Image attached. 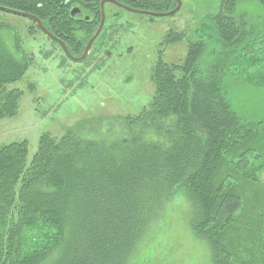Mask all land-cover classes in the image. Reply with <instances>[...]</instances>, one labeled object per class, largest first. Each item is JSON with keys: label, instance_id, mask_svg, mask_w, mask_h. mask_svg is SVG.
Returning <instances> with one entry per match:
<instances>
[{"label": "trees", "instance_id": "obj_1", "mask_svg": "<svg viewBox=\"0 0 264 264\" xmlns=\"http://www.w3.org/2000/svg\"><path fill=\"white\" fill-rule=\"evenodd\" d=\"M101 1L0 0V7L37 18L79 57L92 31L78 42L70 32L79 22L70 11L81 7L97 24ZM114 1L152 13L176 6L174 0ZM237 2L221 0L208 19L210 38L223 52L206 68L207 45L193 40L183 62L159 59L152 68L154 96L137 116L98 118L60 138L43 134L29 161L25 141L0 147V264H131L151 223L182 188L190 193V230L208 245L210 264H250L230 253L226 236L243 209L240 180L255 182L264 171L257 152L264 124L240 122L214 72L229 60L251 62L244 55L264 45V26L256 31L249 18L235 16ZM184 38L170 31L160 45ZM257 61L264 66V47ZM31 63L17 36L9 46L0 41V120L16 115L22 92L7 86ZM22 228L31 231L29 249ZM256 246L251 255L257 259L264 255V237Z\"/></svg>", "mask_w": 264, "mask_h": 264}, {"label": "rangeland", "instance_id": "obj_2", "mask_svg": "<svg viewBox=\"0 0 264 264\" xmlns=\"http://www.w3.org/2000/svg\"><path fill=\"white\" fill-rule=\"evenodd\" d=\"M220 1L181 0L179 11L167 17L105 4L103 28L87 57L79 62L68 59L57 43L32 29L26 18L0 13V23L5 27L0 30V41L9 46L17 36L21 50L32 58L24 75L7 86L22 95L16 115L0 120V147L25 141L29 161L43 134L60 138L66 131L98 118L137 116L154 96L152 68L159 59L183 62L187 43L193 40L207 45L206 68L223 52L210 38L208 23L218 12ZM234 10L235 16L249 18L254 30H263L264 6L256 0H238ZM170 31L185 33L184 40L160 45ZM263 47H257L255 55H244L252 60L250 63L243 58L229 60L214 71L225 101L241 123L264 124V66L257 61ZM261 135L264 142V129ZM257 152L264 159V146ZM257 176L255 182L240 180L243 209L226 236L230 253L250 264H264V255L257 259L251 255L258 239L264 237V171H258ZM191 218L190 193L182 188L151 223L131 264H210V249L191 232ZM20 234L22 245L32 247L31 231L22 228Z\"/></svg>", "mask_w": 264, "mask_h": 264}, {"label": "water", "instance_id": "obj_3", "mask_svg": "<svg viewBox=\"0 0 264 264\" xmlns=\"http://www.w3.org/2000/svg\"><path fill=\"white\" fill-rule=\"evenodd\" d=\"M175 3H176V6L174 7V9H172L171 11L169 12H166V13H152V12H146V11H139V10H133V9H129V8H126L118 3H116L114 0H102L100 2V10H101V19H100V24H99V27L98 29L96 30V32L94 33V35L89 39V41L87 42L84 50H83V53L79 56V57H73L66 45L60 41L59 39H57L56 37L52 36L43 26L42 24L40 23V21L31 16V15H28V14H25V13H20V12H17V11H13V10H10V9H6V8H2L0 7V10L1 11H4V12H7V13H10V14H13V15H17V16H21L23 18H27V19H30L31 21H33L36 26L38 27V29L45 35L47 36L48 38H50L52 41H54L55 43H57L60 48L62 49L64 55L70 59L71 61H74V62H79L83 59H85L87 57V55L89 54L90 50H91V47H92V44L93 42L95 41V39L99 36L102 28H103V24H104V20H105V14H104V5L106 3H110V4H113V5H117L119 7H121L122 9H125L127 11H130V12H134V13H138V14H143V15H148V16H153V17H167V16H171V15H174L175 13H177L181 7V0H174ZM71 13V16H73L74 14V10L72 9L70 11Z\"/></svg>", "mask_w": 264, "mask_h": 264}, {"label": "flooded vegetation", "instance_id": "obj_4", "mask_svg": "<svg viewBox=\"0 0 264 264\" xmlns=\"http://www.w3.org/2000/svg\"><path fill=\"white\" fill-rule=\"evenodd\" d=\"M72 9L74 10V14H73V16H71V13H70V16L72 17V19L78 21L79 23H73L74 30L70 33H72L75 36V38H77L78 42L83 41L82 38H85V34L88 33L89 30L92 31V33L90 35L92 37L99 27L100 20L98 21L97 24L91 23L92 17H91V15L87 14V12H85L84 9H82L81 7H73ZM100 19H101V10H100ZM92 27H93V29H91ZM85 46H86V43L83 44L84 48H85ZM84 48H83V50H84ZM82 53H83V51H82Z\"/></svg>", "mask_w": 264, "mask_h": 264}]
</instances>
